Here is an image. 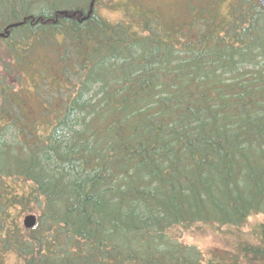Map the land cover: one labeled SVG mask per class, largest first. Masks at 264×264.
Here are the masks:
<instances>
[{
	"label": "trees",
	"instance_id": "trees-1",
	"mask_svg": "<svg viewBox=\"0 0 264 264\" xmlns=\"http://www.w3.org/2000/svg\"><path fill=\"white\" fill-rule=\"evenodd\" d=\"M189 1L0 0V264H264V11Z\"/></svg>",
	"mask_w": 264,
	"mask_h": 264
},
{
	"label": "rangeland",
	"instance_id": "rangeland-1",
	"mask_svg": "<svg viewBox=\"0 0 264 264\" xmlns=\"http://www.w3.org/2000/svg\"><path fill=\"white\" fill-rule=\"evenodd\" d=\"M125 3V0H123ZM136 5H132L131 7H128L130 10V13H138L140 10H143V7H149V8H156V10L163 12L164 14L167 12L170 13L172 11L173 5L170 3L173 2L175 6L179 9L180 19L184 17V9L185 5L188 2H191L189 0H134ZM207 0H198L194 1L196 2V7H203L206 4ZM137 2L140 4H137ZM145 10V9H144ZM151 10V9H150ZM154 11V10H151ZM157 12V11H155ZM101 14L104 15L107 19L110 21H117L122 19V13L120 11L113 12L110 9L103 8L101 9ZM165 14V15H166ZM161 15H163L161 13ZM163 15V16H165ZM169 15V14H168ZM167 15V16H168ZM262 218L261 216H253L250 218L242 228L245 231H249L251 229V225L261 222ZM212 227V226H211ZM190 231H185L184 229L179 232L180 238L183 240L194 244L204 256L210 255L211 251L215 250V252H221L220 249H224L228 244H232L237 239L238 232H227V229H222L216 231L215 228H213L211 231L207 226L199 225L198 228H196L197 236H193V234ZM245 233V232H243ZM229 249V248H225Z\"/></svg>",
	"mask_w": 264,
	"mask_h": 264
},
{
	"label": "water",
	"instance_id": "water-1",
	"mask_svg": "<svg viewBox=\"0 0 264 264\" xmlns=\"http://www.w3.org/2000/svg\"><path fill=\"white\" fill-rule=\"evenodd\" d=\"M262 9L264 10V0H258ZM36 219L33 215H27L23 218L22 224L26 229L32 228L35 225Z\"/></svg>",
	"mask_w": 264,
	"mask_h": 264
}]
</instances>
